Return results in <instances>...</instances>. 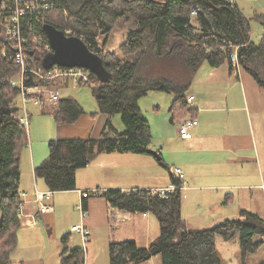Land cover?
<instances>
[{
    "label": "trees",
    "instance_id": "obj_1",
    "mask_svg": "<svg viewBox=\"0 0 264 264\" xmlns=\"http://www.w3.org/2000/svg\"><path fill=\"white\" fill-rule=\"evenodd\" d=\"M9 1L0 0V264H17L13 254L18 249L22 227L20 162L29 141L27 128L19 122L20 89L12 86L21 67L15 63L18 48L5 34L9 8L13 5ZM29 1H45L51 6L46 11L28 12L21 20V34L30 43L25 53L31 69L43 68L42 61L50 46L44 31L46 24L64 33L71 30L72 36L80 39L84 37L91 52L89 45L95 47L94 41L99 36L105 37L102 46L106 50L114 30L126 33L120 55L111 51L99 55L112 75L111 82L102 84L91 73L90 82L79 83L92 87L98 106L93 116L108 117L101 137L52 140L48 143L47 159L35 168L36 178L42 179L53 193L76 190L78 171L87 168L101 154H149L152 129L140 109V100L149 93L176 96L170 108L172 122L180 124L189 116L195 119L196 110L190 109L186 102L194 75L204 64L214 69L228 63L233 69L231 55L235 47L239 48V66L264 89V32L260 43H255L251 21L229 0ZM258 19L264 26V16ZM34 36L39 38L37 43L32 42ZM150 61L171 65L173 75L186 76L187 82L180 84L173 78L141 76V68ZM25 79L27 87L51 84L38 81L32 74H26ZM57 104L58 109L50 115L59 126L75 124L85 114L71 98L60 99ZM115 115H121L125 131L115 129L112 120ZM159 163L167 168L163 160ZM171 176L180 185V180ZM101 197L121 211L151 213L160 224L159 237L147 248L139 247L135 241L111 242L110 264H144L157 256L161 257L162 264H223L217 237L232 241L237 236L241 262L247 264L248 257L264 244V241H255L258 236L264 237V219L246 210L241 211L240 218L225 220L209 229L189 228L182 217L181 191L165 200L152 197L145 190L131 195L110 190ZM70 239L69 234L62 237L64 250L60 264H85L84 249H70Z\"/></svg>",
    "mask_w": 264,
    "mask_h": 264
},
{
    "label": "crops",
    "instance_id": "obj_2",
    "mask_svg": "<svg viewBox=\"0 0 264 264\" xmlns=\"http://www.w3.org/2000/svg\"><path fill=\"white\" fill-rule=\"evenodd\" d=\"M173 71L171 65L152 62L147 74L157 78H173L180 84L187 82L186 76L177 78ZM203 71L194 77L188 93L195 97L194 105L189 107L196 110L195 119L199 122L191 130L190 139H182L179 123L172 122L170 108L176 98L159 96L156 100L166 103L171 125L160 119V127L156 124L158 128L152 131L154 140L150 150L161 155L168 169L151 154H101L87 168L78 171L76 190L53 193L49 205L54 211L42 215L40 219H43V224L37 226L32 224L28 215L38 211L36 190L49 191L45 182L35 176V168L49 155L48 143L52 140L95 138L98 130L102 134L108 117H94L96 110L83 114L75 124L59 126L50 115L54 111L52 107L42 108V114L32 113L27 128L29 141L22 151L20 162V192L26 194L24 202L27 216L22 217L19 248L33 249V243H39L37 235L28 237V233L23 234L24 229L29 231V226L33 229L41 226L48 231L53 226H61L58 220L63 212L69 208L77 209L81 203L80 191L155 190L167 187L177 168L182 171L189 187L182 192V217L189 228H212L225 220L238 219L237 215L242 210L264 219V89L241 66L231 69L225 63L219 68L207 67ZM63 86L72 84L65 81ZM161 112L159 103L152 111V116L157 119L155 113ZM189 118L192 117L186 119ZM86 202L87 217L82 221L80 214L76 216L67 233L71 235L74 233L72 228L82 223L90 229L89 241L83 248L85 264H110L111 242L135 241L142 248H147L159 237L151 233L156 226L151 213L145 216L141 212L121 211L112 207L103 197L90 198ZM62 232L58 233L59 237L64 236ZM61 239L57 250L50 246L46 253L27 255L22 257L21 262L49 264L53 260L60 264L64 250ZM42 243L47 244L45 238ZM71 244L70 249L82 248V241L76 244L72 241ZM43 247L47 248L46 245ZM157 257H153L152 261Z\"/></svg>",
    "mask_w": 264,
    "mask_h": 264
},
{
    "label": "rangeland",
    "instance_id": "obj_3",
    "mask_svg": "<svg viewBox=\"0 0 264 264\" xmlns=\"http://www.w3.org/2000/svg\"><path fill=\"white\" fill-rule=\"evenodd\" d=\"M236 5L239 8V10L244 14V16L246 18H248L251 22V28H252V40L255 43H260L262 36H263V30H264V26L262 24V21L258 19V16H264V0H236ZM66 31H70L71 30H66ZM6 34V33H5ZM100 37V41H98V45L100 46V42L102 44V41L105 39L104 36H99ZM39 39V38H38ZM84 42V41H83ZM126 42V33L122 30L116 29L114 30L109 38V42L107 45L106 50L103 52V54L107 53V51H111V52H118L120 55V47ZM50 46L47 47V52H51L52 49L50 51H48V48ZM104 49V48H103ZM153 61H150L148 63H145V65L141 68L140 71V75L143 77H148L150 79H155L158 76H152V74H147V70L149 69V65L152 64ZM210 68L208 64H204L198 72H196V74L194 75V77H196L197 75H200L202 72H204L203 70L206 68ZM21 75V73H20ZM20 75L16 78H14L15 80H18L20 78ZM36 79L38 81L41 82H47L45 80H42L40 78ZM66 80L58 78L55 81H52V83L48 86H43V85H38L37 87H41V88H52L55 90H59L60 93V99H74L75 101H77L78 103H80L82 105V107L85 110V113H92V111H98V106L96 103L95 98L92 95V87L88 86V85H79L76 84L75 87L69 86V87H64L63 83H65ZM90 81H91V75H90ZM89 81V82H90ZM84 83V82H83ZM191 91V89H190ZM159 96H163V98H169L172 97L173 99L176 98V96L174 94H167V93H155V92H151L149 93L146 97L142 98L140 100V109L143 112V114L145 115V117L148 119V121L150 122L151 125V129L152 131H156V129L158 127H160V119L162 118L164 123L169 124V126L171 125L169 123L170 120V115H169V111L168 109L165 108L166 103L162 100L156 101ZM160 103V107H162V112L159 114H156L158 117L157 119H155L154 116H152V111L154 110L155 106H157ZM50 108L52 107L54 110L58 109V104L55 103L54 105L49 106ZM47 107V108H49ZM46 108V109H47ZM42 108H38V107H34L31 106L29 109V113L32 115V113H39L42 114ZM45 110V109H44ZM101 117L100 118H106V115L103 114H98ZM54 120V118H53ZM102 120V119H101ZM113 125L115 127V129L118 132H123L125 131L126 127L122 121V117L121 115H115L113 117ZM156 124H158V127L156 126ZM172 127V126H171ZM178 130V129H177ZM96 137L95 138H99L101 137V132L98 130L95 133ZM154 140V137H153ZM41 180V179H39ZM80 212L79 210L74 208H69L67 211H64L61 218L58 220L59 223L61 224V226H53L49 229V231L47 230V228H42L41 226H38L36 229H33V227L29 226V231H27V229H24V233L26 234L28 233V237H32L34 235H37V240H38V244H36V241L33 243L34 245L32 246L33 249H21L19 248L18 245V249L16 250V252L13 254V260L19 264L22 260V257H26L27 255H32V256H38L39 254L42 253H46V251H49L50 246H52L53 250H57L60 246V239L62 236H58V233L60 231H63L62 235L67 234L70 229L72 224L74 223V221L76 220V216H79ZM152 216V220L154 222V224L156 226H154L155 230L152 228V234L156 233V237L159 236L160 234V226H159V221L158 219L151 214ZM205 214L202 216L204 217ZM0 218H1V211H0ZM237 218H240V214L237 215ZM40 225L43 224V219L39 221ZM37 226V225H36ZM198 228L200 226H192V228ZM204 228H208V227H212V226H203ZM23 229V228H22ZM40 230V231H39ZM21 231V230H20ZM71 239L69 242V246H71L72 241L73 244H76V242H81V237L77 234V233H71L70 235ZM46 240V243H42V241ZM255 241H264V237L263 236H258L256 237ZM49 242V244H48ZM62 242V239H61ZM20 243V241H19ZM47 246V248L45 249L43 246ZM216 245H217V249L219 252L220 257L223 260V264H242L241 262V248H240V237L237 236L235 239H233L232 241H225L222 237H217V241H216ZM139 246V245H138ZM25 247V246H23ZM84 244L82 243V248H84ZM141 247V246H139ZM264 261V244L263 246L260 248V250L256 253V254H251L248 259H247V264H261ZM49 264H56L55 261H49ZM144 264H162V259L160 256H158L155 260H150Z\"/></svg>",
    "mask_w": 264,
    "mask_h": 264
},
{
    "label": "built area",
    "instance_id": "obj_4",
    "mask_svg": "<svg viewBox=\"0 0 264 264\" xmlns=\"http://www.w3.org/2000/svg\"><path fill=\"white\" fill-rule=\"evenodd\" d=\"M12 7L9 8L10 16L8 23L6 25V35L8 38L16 45L18 48V52L16 53L15 63L21 67V75L18 80L12 81V86L20 89V102H21V110L22 115L19 119L20 125L28 128L29 122L31 120V114L29 113V109L31 106L38 108H47L55 103H58L60 100L59 90H55L52 88H41V87H27L26 86V74H32L35 78H40L47 82L55 81L58 78L66 80V82L76 85L83 82L90 81L91 72L87 69L83 68H63L59 66H54L53 68L46 70L44 68L39 69H31L29 67V57L26 56L25 47L30 45L27 38L23 37L21 34V20L26 16L28 12H42L51 8L48 2L41 3L40 1H29V0H10ZM232 6H236V0H229ZM197 12L194 13L196 15ZM72 32L66 31L65 34L67 36H72ZM84 40V37L81 38ZM38 38L34 36L32 42L37 43ZM98 41H100V37L96 38L93 47V44H88L90 48L93 50L94 54L101 55L105 51L103 49L102 44L98 45ZM87 42V41H86ZM92 46V47H91ZM234 52L231 55V61L234 67L239 66L238 64V47L233 48ZM51 50V47L48 48V51ZM195 97L194 95H188L186 97V102L191 107L194 105ZM199 124L197 119L189 118L184 120L181 124H179V134L182 139H190L191 138V130L197 127ZM175 176L180 180V185L174 183L173 181L167 186L163 188H158L155 190H147L150 196L159 197L162 200L168 199L170 195L177 191H185L187 190L188 184L185 182L182 171L180 169H175ZM140 190H129L125 193L127 195L137 194ZM81 203L77 207L80 212L81 220L87 217V210L85 208V202L90 198H99L102 196L104 191L95 189V190H84L80 191ZM53 192H40L36 190L35 197L36 203L38 204V211L33 215H28L31 218L32 224L34 226L39 224L40 218L44 214H50L54 210L49 205V201L52 199ZM20 198L22 203L19 206V213L22 217H26L27 214L25 212V202L24 198L26 194L20 192ZM145 216L147 214H144ZM72 232L77 233L82 240L84 246L89 241L91 231L88 227H86L83 223L74 226L72 228Z\"/></svg>",
    "mask_w": 264,
    "mask_h": 264
},
{
    "label": "water",
    "instance_id": "obj_5",
    "mask_svg": "<svg viewBox=\"0 0 264 264\" xmlns=\"http://www.w3.org/2000/svg\"><path fill=\"white\" fill-rule=\"evenodd\" d=\"M44 31L52 49L43 58L44 69L49 70L54 66L69 69L83 68L94 74L100 83L111 82L112 75L106 70L103 59L91 52L83 40L75 36H67L63 31L48 24L44 25ZM148 152L157 160H162L158 152L152 150Z\"/></svg>",
    "mask_w": 264,
    "mask_h": 264
}]
</instances>
